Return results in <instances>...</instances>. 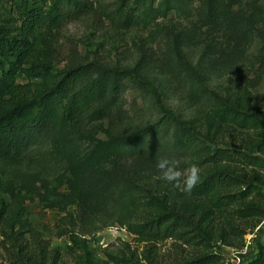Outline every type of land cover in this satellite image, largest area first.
Masks as SVG:
<instances>
[{
  "label": "rangeland",
  "instance_id": "374dc122",
  "mask_svg": "<svg viewBox=\"0 0 264 264\" xmlns=\"http://www.w3.org/2000/svg\"><path fill=\"white\" fill-rule=\"evenodd\" d=\"M0 4L10 9L12 0ZM132 13L135 24L115 34L77 23L46 31L41 59L57 72L84 67L98 108L92 137L69 156L53 145L55 125L68 130L61 97L46 101L39 124L0 139V149L19 152L16 164L0 163V210L13 209L7 234L35 232L61 254L59 264H145L149 243L126 230L133 198L145 195L202 219L215 235L209 251L224 257L219 264L232 251L247 264L264 247V0H135ZM138 63L139 77L181 124L162 120L136 81L123 80L114 96L107 71ZM112 147L118 152L106 155ZM215 154L229 160L214 164ZM78 168L94 192L86 203L69 187ZM82 226L98 232L82 237ZM6 243L0 237V264H12ZM156 247L162 264L205 253L174 240Z\"/></svg>",
  "mask_w": 264,
  "mask_h": 264
},
{
  "label": "trees",
  "instance_id": "16d2710c",
  "mask_svg": "<svg viewBox=\"0 0 264 264\" xmlns=\"http://www.w3.org/2000/svg\"><path fill=\"white\" fill-rule=\"evenodd\" d=\"M135 0H12L10 9L0 4V139L10 138L19 128H32L40 123L47 100L56 96L65 101L62 123L63 132L55 125L54 148L69 156L79 139L91 138L88 125L98 108L96 91L88 82L84 67H72L57 72L52 64L41 59L42 44L48 29L64 31L68 25L77 23L89 30L103 33H118L132 27L136 18L132 13ZM140 63L130 70H109L112 77V91L118 93L123 80L136 81L145 86L151 94L162 120L181 124L180 118L168 108L155 85L137 74ZM156 124L138 136H146ZM190 139V138H189ZM194 141L195 138L191 137ZM125 148L123 145L118 149ZM114 147L106 151L113 155ZM18 149H0L2 167L16 164ZM214 164L228 161V155L215 154ZM75 181L69 187L82 193V202H88L93 189L86 186L83 169L74 171ZM221 178L218 184H226ZM134 220L126 224V230L138 242L149 243L143 256L145 264H162L156 244L167 240L182 242L186 246L198 247L205 251L196 260L183 264H219L223 255L210 252V243L215 235L205 231V223L195 215L177 210H164L161 201L145 195L133 198ZM4 203V202H3ZM13 209L6 206L0 210V237L5 239V250L12 264H59L61 254L50 251L46 242L35 232L23 227L16 234H7V224ZM96 227L80 228L82 237L96 235ZM29 234V240L25 239ZM11 236H15L14 239ZM176 264V263H168ZM247 264H264V247L258 246L257 253Z\"/></svg>",
  "mask_w": 264,
  "mask_h": 264
},
{
  "label": "built area",
  "instance_id": "2783aa9c",
  "mask_svg": "<svg viewBox=\"0 0 264 264\" xmlns=\"http://www.w3.org/2000/svg\"><path fill=\"white\" fill-rule=\"evenodd\" d=\"M250 244V243H248ZM235 252H231L232 256L229 257V258H226L225 259V264H241L239 259L237 257H235L236 253L234 254ZM223 260H224V257H223Z\"/></svg>",
  "mask_w": 264,
  "mask_h": 264
}]
</instances>
